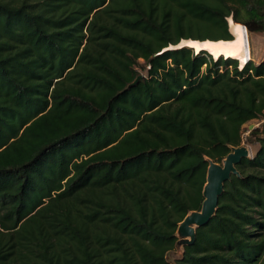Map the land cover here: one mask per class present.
<instances>
[{"label": "trees", "instance_id": "obj_1", "mask_svg": "<svg viewBox=\"0 0 264 264\" xmlns=\"http://www.w3.org/2000/svg\"><path fill=\"white\" fill-rule=\"evenodd\" d=\"M230 17L264 33V0H0V264H171L208 159L264 114V59L164 49L235 42ZM248 142L175 264H264V122Z\"/></svg>", "mask_w": 264, "mask_h": 264}, {"label": "water", "instance_id": "obj_2", "mask_svg": "<svg viewBox=\"0 0 264 264\" xmlns=\"http://www.w3.org/2000/svg\"><path fill=\"white\" fill-rule=\"evenodd\" d=\"M241 26L246 32L245 27L243 25ZM229 32L232 36V39H234V36L231 33L230 29ZM187 40L197 42L212 41L209 39H182L178 44L170 45L164 50L188 47L191 48L195 53H199L200 51H206L205 49H201L199 52H196L194 45L188 44L186 42L182 43V41ZM206 52L209 53L208 51ZM142 77L143 75H138L131 85H136L142 79ZM252 127L253 126L250 125L249 130H252ZM250 155L251 152L249 148L245 145H240L236 147H231V151L221 160L220 163L208 159L209 164L206 172V181L202 189L203 201L201 204V208L200 210H192L188 212L182 219V221L178 224V227L175 232V236L177 237L175 248L182 249L183 252V248L185 246L191 245L195 242L196 229L198 227L206 225L216 213L218 199L224 191V183L229 181L232 175L240 177V172L238 171L237 166L242 162L243 159L251 158ZM171 264H175V262Z\"/></svg>", "mask_w": 264, "mask_h": 264}, {"label": "bare ground", "instance_id": "obj_3", "mask_svg": "<svg viewBox=\"0 0 264 264\" xmlns=\"http://www.w3.org/2000/svg\"><path fill=\"white\" fill-rule=\"evenodd\" d=\"M232 20L229 21V29L232 34H234V40L235 42L231 41H182V43L186 42L188 44L194 45L196 52L200 51L201 49H205L206 51L212 53L215 57H218L219 55H225V56H231V57H239V60L241 62L248 60V47L246 46V32L239 30L235 27H232L233 25ZM250 45V44H249ZM251 60V59H250Z\"/></svg>", "mask_w": 264, "mask_h": 264}, {"label": "rangeland", "instance_id": "obj_4", "mask_svg": "<svg viewBox=\"0 0 264 264\" xmlns=\"http://www.w3.org/2000/svg\"><path fill=\"white\" fill-rule=\"evenodd\" d=\"M231 18V17H230ZM231 20V19H230ZM229 22V20H228ZM246 34H247V42H248V45L250 46V51H251V54L253 55L254 54V42H253V38H252V35L250 33H248L246 31ZM257 37H264V33H259V34H256ZM257 39V38H256ZM264 41V39H263ZM225 58V57H224ZM212 59H214L212 57ZM215 60V59H214ZM239 61V66L241 67L246 61L244 62H241L239 59H237ZM261 62V61H260ZM259 62V63H260ZM140 63H143L142 60H140ZM138 71H139V75H143L145 76L146 75V70L142 69V68H138ZM264 122V114L261 115L259 118L257 119H253V120H250L249 122H247L244 126H243V131H242V142H241V145H245L249 148L250 152H251V157L255 154V152L257 151L258 149V144L256 142H253V143H250L248 142V137H249V126H253V128L255 127H261V124ZM182 254V249H177V248H173L170 252H168L167 254V259L171 262V263H174L175 262V259H177L178 257H180Z\"/></svg>", "mask_w": 264, "mask_h": 264}, {"label": "crops", "instance_id": "obj_5", "mask_svg": "<svg viewBox=\"0 0 264 264\" xmlns=\"http://www.w3.org/2000/svg\"><path fill=\"white\" fill-rule=\"evenodd\" d=\"M248 33L252 35L254 42V54L252 55L251 53H248V60L251 59L255 64H258L260 61L264 59V41H263L264 37H257L256 34L259 33H253V32H248ZM246 46L248 47V52H251L247 40H246Z\"/></svg>", "mask_w": 264, "mask_h": 264}]
</instances>
